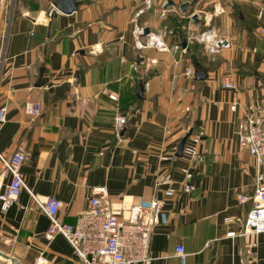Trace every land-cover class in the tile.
Segmentation results:
<instances>
[{"label": "crops", "instance_id": "obj_1", "mask_svg": "<svg viewBox=\"0 0 264 264\" xmlns=\"http://www.w3.org/2000/svg\"><path fill=\"white\" fill-rule=\"evenodd\" d=\"M25 1L0 0V155L26 152L20 174L29 190L60 200L59 219L74 223L94 188L106 186L115 205L147 203L164 198L166 186L156 187V179L170 173L177 191L164 198L152 232V264H180L176 246L184 248L185 264H264V233L239 235L243 225L226 221L245 217L256 187L254 159L236 129L246 107L264 106V2L156 0L136 18L143 0H76L70 14L56 11L53 0L38 7ZM208 14L231 48L209 54L196 41L186 44ZM136 24L169 29L167 41H185V53L136 47ZM197 64L206 70L203 80L186 75ZM224 75L235 91L220 86ZM26 101L39 105L37 116L24 111ZM119 114L127 122L117 130ZM200 131L203 161L176 156L184 132ZM185 167L193 172L190 193L181 192ZM8 181L0 162V191ZM48 224L22 189L0 209V251L16 264L39 257L78 264L65 238L45 239Z\"/></svg>", "mask_w": 264, "mask_h": 264}, {"label": "built area", "instance_id": "obj_2", "mask_svg": "<svg viewBox=\"0 0 264 264\" xmlns=\"http://www.w3.org/2000/svg\"><path fill=\"white\" fill-rule=\"evenodd\" d=\"M156 0H143L142 6L136 12L137 18L145 10L153 7ZM165 4V2H164ZM56 10V9H55ZM57 11V10H56ZM52 11L49 12L51 14ZM194 16V13L191 14ZM198 16V15H197ZM211 14L204 16L205 28L196 33H190L187 42L196 41L200 43L204 51L216 54L221 49L232 47L228 37L220 36L216 28L210 24ZM134 18V21H136ZM198 18V17H197ZM199 19V18H198ZM264 30H262L263 32ZM136 47H153L158 51H170L172 53H185L186 46L180 41L169 43L167 38L171 32L169 29L150 30L144 33V26L136 24L133 28ZM137 70V65L132 64ZM195 69L189 67L186 75L194 77ZM220 86L236 90V85L230 76L224 75L220 78ZM147 85V83L145 84ZM108 97L117 101L116 93L108 94ZM236 102H232L231 108H236ZM24 111L32 116H37L40 107L37 103L26 101ZM4 121V108H0V122ZM127 122L124 115H117L114 120L115 128L119 130ZM187 132H184V135ZM236 134L241 148L245 149L254 159L257 169L256 187L252 197V206L245 217H229L228 222H239L243 225V231L239 235L264 233V106L251 105L245 108L242 117L237 123ZM202 132L189 134L182 154L193 162H202L204 152L199 150L198 142ZM27 158L26 152L17 149L9 156L0 155L3 172L9 176L8 183L0 191V209L6 210L17 198L20 191L25 189L35 200L37 205L46 214L49 220L44 232L46 240L51 241L57 235H61L69 243L72 256L78 264H152L153 256L150 253V239L154 228L158 225L165 199L176 193L170 173H164L156 179V187L166 186L163 190L164 198H152L147 203H131L129 205L121 202L119 205L112 203L108 196L106 186H99L92 190L86 208L77 215L74 223L63 222L58 217L62 208V202L55 197L44 199L34 195L26 185L20 174V166ZM174 153L163 156L162 159L172 160ZM183 181L181 192L190 193L195 189L193 183V172L185 167L181 169ZM241 200L245 196L240 197ZM228 236H236L235 232H228ZM256 241L249 244L255 248ZM175 255L180 264H185L186 254L182 246L175 247ZM2 264H16L5 259ZM33 264H53L39 257Z\"/></svg>", "mask_w": 264, "mask_h": 264}, {"label": "water", "instance_id": "obj_3", "mask_svg": "<svg viewBox=\"0 0 264 264\" xmlns=\"http://www.w3.org/2000/svg\"><path fill=\"white\" fill-rule=\"evenodd\" d=\"M173 4L174 3H173L172 0H167V2H166V5H173ZM52 5L59 12H62V13H65V14H70V13L74 12L77 9L78 1H76V0H53L52 1ZM180 9L182 11H185L186 10V4L185 3L181 4ZM148 31H149V28L145 27L144 28V33L146 34V33H148ZM183 46H185V41H183ZM41 75H42V70H40L39 78H38V81H37V85H39V81H40ZM194 77L196 79H198V80L205 79L206 78V70L201 68L197 64L196 65V69H195V73H194ZM140 92H142L141 89H140V91L138 93H140ZM189 134H190V132H187L182 137V139L178 142L177 147H176V152H175L176 156H181L182 155L183 145H184L187 137L189 136ZM0 256L5 258V259H8V260L12 261L10 256H8L7 254H5V253H3L1 251H0Z\"/></svg>", "mask_w": 264, "mask_h": 264}, {"label": "rangeland", "instance_id": "obj_4", "mask_svg": "<svg viewBox=\"0 0 264 264\" xmlns=\"http://www.w3.org/2000/svg\"><path fill=\"white\" fill-rule=\"evenodd\" d=\"M21 1V3L22 2H26L25 0H20ZM33 1V4L35 5V6H39L40 4H46V0H32ZM261 1H263L264 2V0H261ZM11 5H16V3L14 4V2L12 1V3H11ZM16 6H18V5H16ZM2 261H5V258H3V257H1L0 256V262H2Z\"/></svg>", "mask_w": 264, "mask_h": 264}]
</instances>
